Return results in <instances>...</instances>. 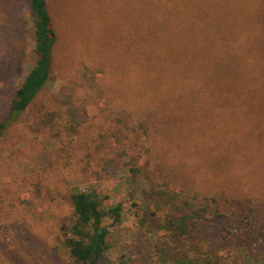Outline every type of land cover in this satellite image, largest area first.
<instances>
[{
	"label": "rangeland",
	"instance_id": "1",
	"mask_svg": "<svg viewBox=\"0 0 264 264\" xmlns=\"http://www.w3.org/2000/svg\"><path fill=\"white\" fill-rule=\"evenodd\" d=\"M47 1L51 77L13 115L38 55L29 0H0V264H79L75 189L123 207L96 264H264V0Z\"/></svg>",
	"mask_w": 264,
	"mask_h": 264
},
{
	"label": "trees",
	"instance_id": "2",
	"mask_svg": "<svg viewBox=\"0 0 264 264\" xmlns=\"http://www.w3.org/2000/svg\"><path fill=\"white\" fill-rule=\"evenodd\" d=\"M29 5L34 24L35 53L38 59L15 94L12 103L13 115L24 112L49 82L58 41L48 1L29 0ZM7 126L8 122L0 124V137ZM132 171L135 172L133 169ZM188 201L206 223L210 222L211 217L224 218L227 212H231V201L217 196L210 198L204 195L201 200L197 201L193 198ZM70 202L75 217L67 230L64 246L77 263L96 264L105 258L110 250L108 239L110 231L104 220L106 217H111L114 223H120L123 207L119 203L103 211L95 195L78 189L72 191Z\"/></svg>",
	"mask_w": 264,
	"mask_h": 264
}]
</instances>
